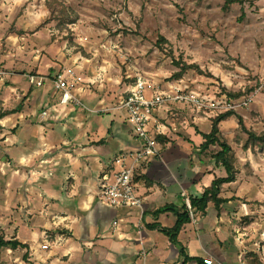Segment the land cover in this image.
Instances as JSON below:
<instances>
[{
  "label": "crops",
  "instance_id": "0c3cea01",
  "mask_svg": "<svg viewBox=\"0 0 264 264\" xmlns=\"http://www.w3.org/2000/svg\"><path fill=\"white\" fill-rule=\"evenodd\" d=\"M73 62L69 68L83 80L74 94L88 111L59 103L61 93L52 90L57 69L47 75L40 70L6 72L0 80L1 109L13 112L0 120V236L27 246L0 251V264H184V258L190 259L186 264H247L236 236L238 217L246 208L240 201L246 163L240 162H248L254 171V155L234 157L235 182L221 188L227 202L219 210L209 203L204 213L189 215L190 223L174 245L160 230L174 227L186 199L201 198L215 180L227 177L200 151L202 134L211 130L210 114L193 113L189 129L180 121L171 124L172 129L166 126L159 137V157L147 159L136 170L141 210L108 207L100 192L116 177L114 161L138 148L139 142L122 111L112 116L99 111L126 98L138 73L127 76L126 85L117 79L120 87H113L104 67L88 59ZM29 77L42 79V87ZM176 106L185 110L183 104ZM174 107L158 110L155 118L168 121V110ZM231 124L236 127L232 118L221 122V134Z\"/></svg>",
  "mask_w": 264,
  "mask_h": 264
},
{
  "label": "rangeland",
  "instance_id": "374dc122",
  "mask_svg": "<svg viewBox=\"0 0 264 264\" xmlns=\"http://www.w3.org/2000/svg\"><path fill=\"white\" fill-rule=\"evenodd\" d=\"M46 3L0 0V71L22 75L40 70L47 75L50 69L59 72L71 67L75 59L79 63L88 59L95 67H104L113 87L128 84L127 76L138 73L163 88L171 83L187 86L198 99L208 97L207 102L220 103L218 107L226 101L223 90L240 92L253 100L235 113L246 130L263 131L264 0H247L227 11L223 0H57L69 17L75 18L63 30L57 21L48 22ZM183 65H196L198 71L189 70L173 79ZM30 67L35 68L29 71ZM119 78L120 85L115 82ZM174 106L167 114L170 124L167 120L162 123L172 129L170 125L180 121L192 128L196 109ZM111 108L106 116L118 112ZM202 113L210 114L212 122L224 110L202 109ZM233 123L236 127L226 126L219 136L230 145L234 157L251 152L256 164L253 171L248 162H240L246 163L241 176L245 189L240 193L246 208L238 217L236 236L245 260L254 253L264 264V145L244 151L247 135L236 119ZM234 162L237 164L236 159Z\"/></svg>",
  "mask_w": 264,
  "mask_h": 264
},
{
  "label": "built area",
  "instance_id": "2783aa9c",
  "mask_svg": "<svg viewBox=\"0 0 264 264\" xmlns=\"http://www.w3.org/2000/svg\"><path fill=\"white\" fill-rule=\"evenodd\" d=\"M6 75V72L0 71V80ZM29 79L36 87H42V79L35 77H29ZM82 81L81 75L75 69L69 67L61 69L55 75L52 81V90L61 93L59 100L61 105L72 103L88 111L74 94ZM154 86L142 75H136L127 97L112 109L113 111H122L125 114L139 146L134 151L121 153L115 159L116 177L112 183L106 184L100 192L101 202L108 207L142 209V201L137 193L134 174L144 161L159 157L160 146L157 139L166 133V126L158 122L154 116L155 112L176 104L192 105L196 111L221 108L224 112H235L238 109L247 107L253 100V97L250 96L236 101H229L225 96L226 101H222V107H218L220 103L213 105L212 101H210L211 103L207 102L208 97H204L203 101L198 99L195 93L187 91V86H180L175 83L168 84L166 88L162 89H154ZM108 110H101L99 113H105ZM89 112L98 113L95 111ZM185 204L189 215L193 218V212L187 199ZM47 248V246L42 247V249ZM142 256L145 255L142 254ZM205 264H212V262L205 260Z\"/></svg>",
  "mask_w": 264,
  "mask_h": 264
},
{
  "label": "trees",
  "instance_id": "16d2710c",
  "mask_svg": "<svg viewBox=\"0 0 264 264\" xmlns=\"http://www.w3.org/2000/svg\"><path fill=\"white\" fill-rule=\"evenodd\" d=\"M247 0H223V10L227 11L231 8V6L235 4L242 5ZM47 9L50 14L49 21H57L58 22V28L60 30H63V26L65 24H73L75 21V18H70L64 10V8L57 3V0H47ZM18 35H23V33H19ZM160 42L166 43L164 39H160ZM189 70H196L198 71V67L196 65H183L182 69L179 74H176L173 76V79H180L183 74ZM225 92V96L229 101H236L241 98H246L245 96H242V93H236L231 94L229 92ZM248 97V96H247ZM13 112H7L2 111L1 109V103H0V120L5 118L6 116L12 114ZM236 119L238 126L244 131V133L247 135V140L243 145L244 151H253L257 147L264 145V129L261 133H256L251 130H246L244 127V121L243 119L237 115L234 111H227L224 113L219 114L217 117H215L212 120V126L211 130L207 135L202 134L203 137V144L200 146V151L204 154L205 157L210 159L211 162H214V164L217 167H222L227 177L225 179L215 180L209 189H206L202 195L201 198H190L189 203L190 207L192 209V212L197 211L204 213L208 204L212 203L215 207V209L219 210L220 206L225 204L227 202L226 199H223L221 195V188L223 185L231 184L235 182V177L237 174V171L234 167V154L231 149V147L228 145V143L221 139L220 130H219V124L227 119ZM157 142L162 143L161 138L157 139ZM216 151H214V150ZM137 172V171H136ZM135 172V174H136ZM134 174V182L136 181ZM175 212V211H174ZM177 214V221L173 228L171 229H161L160 232L164 234L171 243L174 245L177 244V236L184 225L190 223V217L189 212L186 208V206L183 207V209L180 212H176ZM18 248L21 249H27L26 245H23L19 243L16 240H5L3 236H0V251L4 250H16ZM249 259L246 260L247 264H261L257 255L254 253H250L248 255ZM23 260H27V255H24ZM187 261H190V259L184 258V264H186ZM199 262V261H198Z\"/></svg>",
  "mask_w": 264,
  "mask_h": 264
}]
</instances>
